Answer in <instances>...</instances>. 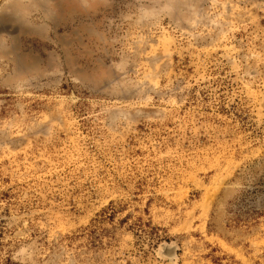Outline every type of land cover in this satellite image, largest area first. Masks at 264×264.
<instances>
[{
  "label": "rangeland",
  "instance_id": "obj_1",
  "mask_svg": "<svg viewBox=\"0 0 264 264\" xmlns=\"http://www.w3.org/2000/svg\"><path fill=\"white\" fill-rule=\"evenodd\" d=\"M0 264H264V0H0Z\"/></svg>",
  "mask_w": 264,
  "mask_h": 264
}]
</instances>
